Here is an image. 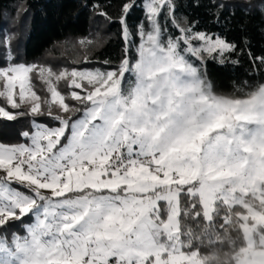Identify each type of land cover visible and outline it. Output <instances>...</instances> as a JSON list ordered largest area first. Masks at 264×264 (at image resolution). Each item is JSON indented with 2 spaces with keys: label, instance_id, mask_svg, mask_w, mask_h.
<instances>
[{
  "label": "snow or ice",
  "instance_id": "1",
  "mask_svg": "<svg viewBox=\"0 0 264 264\" xmlns=\"http://www.w3.org/2000/svg\"><path fill=\"white\" fill-rule=\"evenodd\" d=\"M213 3L225 30L252 11ZM176 8L125 0L116 65L94 60L99 36L73 42L69 68L19 61L0 34V123L28 121L23 142H0V264H264V81L217 93L207 61L238 66L249 40L181 25Z\"/></svg>",
  "mask_w": 264,
  "mask_h": 264
},
{
  "label": "trees",
  "instance_id": "2",
  "mask_svg": "<svg viewBox=\"0 0 264 264\" xmlns=\"http://www.w3.org/2000/svg\"><path fill=\"white\" fill-rule=\"evenodd\" d=\"M18 1L24 2L30 12L29 28L22 47V55L17 57L19 61H40L53 67L62 64L63 60L59 56L54 55L50 60L51 54H55L58 45L68 39L87 35L93 5L98 4L113 18V22H108L107 26L110 36L99 47L92 49L94 60L110 59L113 65L119 62L123 41L118 17L125 0H0V16L3 9H11ZM194 2L195 0H175L178 21H183L184 16L190 20H197L198 31L220 33L237 45H241V40L245 36L249 40L245 54L240 56L238 66H221L210 59L207 61V70L214 90L217 93L240 94L236 92L237 89L243 88L246 91L249 86L264 81V69L253 67V62L247 55L248 51H251L253 56L264 55V12L260 10L259 0H250L252 5L250 15H244L239 8H236L235 15L231 16L230 25L226 26L227 30L225 27L211 23L212 16L209 10L215 11L213 0H199L200 7L197 8L192 6ZM217 2L234 4L238 0H217ZM138 3H142V0H138ZM231 11V8L225 9L224 15L227 16ZM143 16V10L137 8L128 17L129 25L134 26L139 23ZM160 22L168 29L169 34L178 35V29L172 26L170 20L165 19L163 13ZM66 63V67L74 66L67 61ZM20 130H28L27 120L15 124L0 123V142H23L17 136Z\"/></svg>",
  "mask_w": 264,
  "mask_h": 264
},
{
  "label": "rangeland",
  "instance_id": "3",
  "mask_svg": "<svg viewBox=\"0 0 264 264\" xmlns=\"http://www.w3.org/2000/svg\"><path fill=\"white\" fill-rule=\"evenodd\" d=\"M29 21H30V12L26 8L24 2L22 1L16 2L11 9L2 10L0 16V34L6 32L15 37L12 43V49L16 57H20L22 55V47L26 38V34L28 32ZM179 22L181 23V25H183L184 23L183 21H179ZM107 26H108L107 20H105L101 16L95 15L94 12H92L90 15L88 33L86 36H90V38H95L99 36L100 41L97 46L99 47V45L103 44L106 41V39L110 36ZM76 39L77 38L68 39L65 43L58 45L55 54H51L49 58L50 60L53 58L54 55L59 56L63 60V63L58 65L57 67H66L67 65L66 61L70 64L74 59L82 56V50L79 48L78 45H75L73 43L74 41H76ZM137 42H138V37H137ZM98 66L100 65L93 63L88 67H98ZM71 67L73 66L72 65L69 66V68ZM36 83H37V88L40 89L42 86L38 81ZM59 87L62 91L64 90L65 85L63 84V82L60 83Z\"/></svg>",
  "mask_w": 264,
  "mask_h": 264
}]
</instances>
